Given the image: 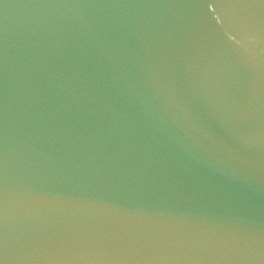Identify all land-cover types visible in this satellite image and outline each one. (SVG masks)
<instances>
[{"label": "water", "instance_id": "obj_1", "mask_svg": "<svg viewBox=\"0 0 264 264\" xmlns=\"http://www.w3.org/2000/svg\"><path fill=\"white\" fill-rule=\"evenodd\" d=\"M0 264H264V0H0Z\"/></svg>", "mask_w": 264, "mask_h": 264}]
</instances>
